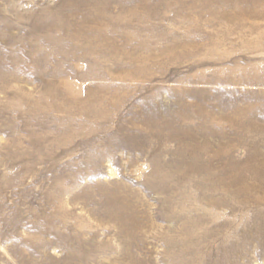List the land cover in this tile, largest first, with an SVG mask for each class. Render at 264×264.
I'll use <instances>...</instances> for the list:
<instances>
[{
    "label": "rangeland",
    "instance_id": "rangeland-1",
    "mask_svg": "<svg viewBox=\"0 0 264 264\" xmlns=\"http://www.w3.org/2000/svg\"><path fill=\"white\" fill-rule=\"evenodd\" d=\"M237 2L105 0L101 59L50 42L75 0H0V264H264V0Z\"/></svg>",
    "mask_w": 264,
    "mask_h": 264
},
{
    "label": "bare ground",
    "instance_id": "bare-ground-1",
    "mask_svg": "<svg viewBox=\"0 0 264 264\" xmlns=\"http://www.w3.org/2000/svg\"><path fill=\"white\" fill-rule=\"evenodd\" d=\"M76 3L71 4L68 8L70 9V11L72 12V17L71 16H66L64 15L63 17H61L62 21L61 24L58 25H54V28L58 31V33H60V35H54L51 39L50 42H52L53 47L55 48L54 50H56V52H61L65 58L66 57H70L73 56L74 53L70 52L69 50L66 51L65 47L62 43L63 37H68L72 40H75L76 42H78L80 44V46H82L81 48L85 47V46H94V52H97L100 54L101 59L102 58H106L108 55L105 51H103L99 46V43H96L94 41V39H97L98 41H107L109 42L111 39H109V33L107 32H102L103 28L105 27H110V28H115L116 24L112 21V18L109 16H104V15H100V13L104 14L103 10V3L105 0H75ZM162 1V0H160ZM164 1V0H163ZM167 1V0H165ZM212 1V0H211ZM219 1V3L223 4V6H229V7H236L237 4H242V2H237L235 3V0H217ZM193 2V1H192ZM98 3V6H96V4ZM200 3V2H199ZM246 2H244L245 4ZM147 4V8L146 9H150L152 8L151 3H146ZM217 4V3H216ZM185 5V6H184ZM192 7L196 6L195 3H191L190 4ZM189 3L187 4H183L184 7H186L187 9H191L190 8ZM247 5V4H246ZM248 5H250L248 3ZM96 6V7H95ZM240 6V5H239ZM209 7V6H208ZM207 7V8H208ZM124 8V7H123ZM240 8V7H239ZM182 9V8H181ZM241 11L242 13L239 14L237 16V18H234L235 21H239L243 18H245L247 15L252 14L253 11H251L250 9H247L246 7H242L241 6ZM203 11V10H202ZM98 12H100L98 14ZM130 13V12H129ZM60 14H64L63 12ZM77 15H82L83 19L81 20H76L74 21V16ZM106 15V14H105ZM124 16V15H123ZM251 16V15H250ZM189 18V17H188ZM246 19V18H245ZM237 23V22H236ZM248 23V22H247ZM118 28V27H116ZM102 30V31H101ZM124 37V36H123ZM175 39V38H174ZM173 39V40H174ZM189 40V39H188ZM263 41V40H261ZM74 42V41H73ZM180 45L184 46V47H189L192 46L190 41H186V42H178ZM264 43V42H262ZM113 45V44H112ZM115 48V47H114ZM117 48V47H116ZM250 49V48H249ZM119 51V50H116ZM49 53V51H48ZM116 53V52H115ZM109 54V53H108ZM122 54V52H121ZM137 55V54H136ZM38 57V56H37ZM86 57L93 62L94 59L92 57H90V55H86ZM39 58V57H38ZM40 59V58H39ZM98 59V58H97ZM47 61L45 58L44 60L41 58V62ZM42 65V64H41ZM87 65V64H86ZM247 67V66H246ZM98 68V67H97ZM46 70V69H45ZM88 76H92L94 78V76H96L95 73H87ZM100 77V76H99ZM111 78V77H110ZM109 78V80H111ZM106 79V78H105ZM99 80V79H98ZM113 80V79H112ZM118 80V79H117ZM124 80V79H123ZM121 81V80H120ZM99 82V81H98ZM57 83V82H56ZM104 85V84H103ZM102 85V86H103ZM61 87V86H60ZM120 86H118L119 89ZM105 90V89H104ZM117 90V89H116ZM115 90V91H116ZM89 95L87 96V98L81 103V104H75V106L80 107L81 113L83 115H85L86 117L89 116V114H92L94 117L95 116H99L102 112L100 111L99 104H100V97L97 95L98 93L96 91L92 90H88ZM110 92V91H109ZM108 94V93H107ZM111 94V93H110ZM118 94V93H117ZM105 95V94H104ZM109 96V95H108ZM104 97V96H103ZM65 101V100H64ZM75 101V100H72ZM106 101V100H105ZM109 101V100H108ZM71 103V102H69ZM75 103V102H73ZM61 104V103H60ZM64 104V103H63ZM66 104V103H65ZM92 106V107H90ZM64 107V105H63ZM78 109V108H77ZM112 172V170H111Z\"/></svg>",
    "mask_w": 264,
    "mask_h": 264
}]
</instances>
